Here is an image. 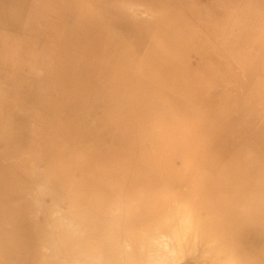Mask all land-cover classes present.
<instances>
[{
    "label": "rangeland",
    "instance_id": "obj_1",
    "mask_svg": "<svg viewBox=\"0 0 264 264\" xmlns=\"http://www.w3.org/2000/svg\"><path fill=\"white\" fill-rule=\"evenodd\" d=\"M144 5L160 8L161 21L154 24V17L151 21ZM123 11L130 12L132 18L137 15L139 22ZM162 23L165 30L160 29ZM152 42L161 43L166 62L175 58L176 50L182 54L180 59L184 66L189 65V74L198 75L201 81V92L195 89L194 93L200 101L204 94L203 103L215 110L211 141L219 163L207 166L204 189L182 178L167 177L163 171L153 176L151 171L141 170L135 172V178L130 168L123 170L118 165L116 172L123 184L115 190L110 183L116 180L107 177L110 173L100 171L108 157L91 165L90 171L81 169L83 163L79 161L77 165L70 163L72 153L84 141L85 120L92 124L93 134L99 133L98 141L110 145V134L115 131L96 123V117L103 112L101 90L110 73L122 74L127 56L123 50L128 53L130 48L128 54L135 56L136 63L147 54ZM263 45L264 0H0V180L22 188L24 197L33 198L36 208L31 214L35 217L41 215L50 222L51 203L61 207L60 219L75 224L77 230L86 221L90 224L92 217L93 234L98 239L106 228L104 231L95 226L98 223L93 212L87 211L90 197L97 194L106 197L117 192L118 196L110 197L105 208L118 204L120 227L126 230L136 222L143 223L147 235L152 212H160L166 201L177 208H194L209 215L207 223L199 228L211 235L212 230L220 232L235 264H264V204L256 205L254 195L240 199L232 196L235 193L230 189L235 181L227 179L228 171L246 155L250 158V152L257 157L256 167L264 169V59L262 63L258 60ZM101 53L109 70L104 82L97 84L93 81L98 78L94 71H99ZM171 68L182 69L179 65ZM144 75L147 76L141 74ZM107 85L115 89L119 82ZM129 101L121 98L117 106V99L113 100L118 118L123 119V109ZM124 121H128L127 112ZM140 143L132 157L139 154ZM200 150L207 148L201 146ZM56 165L61 167L56 169ZM37 175L45 176L40 193L34 190L40 180H36ZM59 177L61 185H51ZM252 181L245 182L248 190L258 188L256 180ZM8 184L0 181V234L6 236L8 251L12 252L14 261L10 264H30L34 252L31 219L24 210L22 220L18 216L22 195L6 188ZM129 185H135V189ZM200 190H204L203 194L197 193ZM244 199L253 205L243 213L237 203ZM106 212H99L100 219ZM107 218L110 225L109 212ZM234 220H240L243 227L234 225ZM114 232L118 238L110 246L109 258L94 246L96 242L78 243L92 246V264H114L121 255L117 252L119 243L121 238L122 243L126 241L120 238L121 229ZM131 247L129 240L124 243L125 249ZM49 254L50 251L42 260L54 264V255ZM57 254L56 261L64 262V251L59 249ZM210 261L195 256L177 264H212Z\"/></svg>",
    "mask_w": 264,
    "mask_h": 264
},
{
    "label": "bare ground",
    "instance_id": "obj_2",
    "mask_svg": "<svg viewBox=\"0 0 264 264\" xmlns=\"http://www.w3.org/2000/svg\"><path fill=\"white\" fill-rule=\"evenodd\" d=\"M144 10L148 11L151 21L154 17L155 20L152 21L154 24L157 21H161L162 10L160 8H149L144 5ZM127 16L135 23L139 22L137 15L133 16V18L131 15ZM151 21L147 23L150 24ZM160 29L165 30L164 23L161 24ZM129 52L130 48H128ZM128 53L123 50V55L127 54V56L121 69L122 74L119 75L118 71L117 73L106 75L108 77L106 79L107 84L119 82V85L114 89L108 88L106 84L101 90L104 93L101 96L103 99V112L100 118L96 117V123H100V126L106 125L108 129L111 128V131H115V133L110 134L112 138L110 145L107 146L106 143L99 142V133L94 132L93 134L92 124L85 120L84 141L72 153L73 157L70 163L77 165L79 161L83 163L81 166L79 165L81 169L85 168L90 171L91 165L96 166L99 159L104 160L105 157H108L109 160L106 166H100V171L106 174L110 173L107 177L116 180L110 183L115 190H120L123 184V178L116 172L118 165L123 170L126 167L130 168L132 176L135 178L137 177L135 174L137 171L149 170L151 171L149 173H152L153 176L154 174L159 175L163 171L164 173L166 172L165 176L167 177L182 178L185 181H190V183H196L198 188L204 189L207 183V174H205L207 166H210L211 163L219 162L216 161L214 144L211 141L215 122L214 117L216 118L215 110L213 111L208 104L203 103V99L200 101L199 97L194 93L195 89L197 90L196 92H201L199 89H202L199 76L189 74L191 72L189 67H183L184 64L182 66L181 56L177 50L174 54L175 58L172 59L170 57L172 62L170 58L166 62L161 55L163 53L161 43L154 44L152 42L147 54L136 63H133L135 56ZM104 59V54L101 53L102 63L98 67L99 71L97 69L94 71L95 76L98 78L93 81L97 84L103 81L108 69L107 62ZM177 65L182 67V69L179 68L182 73L178 69L172 70L171 67H177ZM5 68L7 69V66ZM97 72H99L98 75ZM142 73L147 74V76H141ZM121 98H129L131 100L128 106L123 109V119L121 117L118 118V112L116 115L114 107H112L113 100L117 99L118 106ZM125 112H127L128 117L126 123L124 121ZM100 133L102 134V132ZM83 137L80 136V139ZM140 142H142V147L139 150V154L136 157H132L131 153L141 144ZM201 146L207 148V150L202 152L200 150ZM252 150L254 151V148ZM250 154L252 160L251 157L249 158L246 155L242 161L238 160L240 162L239 165H234L228 171L229 176L227 179L235 181L234 188L230 190L238 194H233L232 196L234 197L240 199L241 197L248 198L254 195L257 197L255 199L256 205L264 204V169L261 170L256 167L255 163L258 160L255 158L257 157L253 158L254 154L252 152ZM177 161L180 164H177ZM59 167L61 165H56L54 168L59 169ZM37 178H40V180L35 184L34 190L40 193L41 184L45 176L40 177L37 175L36 180ZM253 179L256 180L257 184L254 185L258 188L248 190L249 185L245 182H251ZM252 183L254 182L252 181ZM51 185H61L60 177L53 181ZM129 187L135 189V185H129ZM48 190L51 191L52 188H48ZM203 191L200 190L197 193L203 194ZM121 194L123 195L124 193L121 192ZM132 194L135 195L136 193L133 192ZM113 196H118V193L109 194L106 197L98 194L95 197H90L89 210L87 211L93 212L92 215L99 224H95V226H100V229L104 228V231L106 228V233L101 234V239L95 238L93 234L94 224L92 217L90 224L86 221L82 228L77 230L75 224L60 219L59 211L61 207L51 203V207L48 208L51 220L48 222L41 215L35 217L31 214L36 208V204L33 198H30L29 205H27L28 210L25 209V211H28V216H30L32 223V230H30L32 243L36 240L37 244L43 246L42 257L48 254L49 251V255H51L53 248V251L56 252L52 254L54 255V264H92V259H94L92 246L88 248L86 245L81 246L78 243H82V241L84 244L96 242L94 246L104 250L105 258H109L110 246L118 238L114 231H118L119 228L121 229L120 238L123 236V241H126L124 242L125 244L129 240L132 243V247L129 250L125 249L121 238L120 248L117 249V252L121 253V258L117 256L114 264H177L178 261L184 260L185 257L187 259L195 256L198 259H209L212 264H235L231 260L232 253H229V248L221 233L212 230L211 235L208 230L199 228L204 226V223H207L209 215L206 217L201 211H194V208L188 209L183 206L177 208L178 206L175 207L173 202L167 203L166 201L163 204L164 208L160 212H152L149 218L151 223L148 227L150 231L147 235L146 230H144L146 227L143 223L139 224L136 222V224L128 226L126 230L120 227L117 215L121 207L116 204L112 209L110 207L105 208L109 198ZM228 197L230 198L229 194ZM228 197L222 196V198ZM153 198L156 199V196ZM237 204H239L243 213L249 211L251 205H253V203L247 202L246 199ZM229 205L230 207L232 206L231 204ZM253 208L255 209V206ZM261 209L264 210V207ZM102 210L107 212L104 214V218L100 219L99 212ZM108 212L112 219L110 225L107 222ZM20 218L22 220V216ZM24 218L27 219L26 217ZM68 219L73 220L71 217ZM234 221V225L238 224L239 226L237 225V227H243L240 220ZM241 228H239L240 231H242ZM46 246L48 249L47 253H45ZM59 249L65 253L66 259L64 262L56 261ZM38 252L40 253L41 250L39 249ZM42 257L37 260L33 259L30 264H50L44 259L42 260Z\"/></svg>",
    "mask_w": 264,
    "mask_h": 264
},
{
    "label": "crops",
    "instance_id": "obj_3",
    "mask_svg": "<svg viewBox=\"0 0 264 264\" xmlns=\"http://www.w3.org/2000/svg\"><path fill=\"white\" fill-rule=\"evenodd\" d=\"M134 4V3H133ZM124 7H125V4H124ZM139 10L136 9V12L138 13ZM123 13L127 14V15H130V12L127 13L125 11H123ZM134 13V12H133ZM135 16V15H134ZM96 22V20H94ZM125 24V23H124ZM176 41V39H175ZM182 54L180 53V56ZM262 59H264V48H260V53H259V57H258V60L261 61L262 63ZM181 64L183 66V59L181 60ZM262 65V64H261ZM183 67H186V66H183ZM187 67H189V65H187ZM198 76V75H197ZM204 82V81H203ZM200 84H201V81H200ZM204 99V97H203ZM3 184H8V186H6V188H11V191H15L16 193L18 194H21V203L18 205L19 206V209H18V216L21 217L22 216V211L25 209L28 208L27 205H29V200H31L30 198H28V196L24 197V195L22 194L23 193V189L18 187V186H12L10 182H7L6 180L4 179H1L0 180ZM23 184V183H22ZM11 185V186H10ZM28 210V209H27ZM21 219V218H20ZM27 233V232H26ZM20 238V237H19ZM9 243V241H8ZM6 244V245H5ZM34 247V252H33V259L37 260L39 258L42 257V253H43V246L41 244H37V241L35 240L33 242V246ZM8 248L7 247V239H6V236L2 233L0 234V264H10L12 263L13 258H12V252L9 253L8 251ZM41 250V252L39 253L38 250ZM7 250V251H6ZM10 250V248H9ZM6 253H7V257H6ZM8 261V262H7Z\"/></svg>",
    "mask_w": 264,
    "mask_h": 264
}]
</instances>
